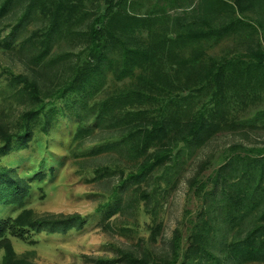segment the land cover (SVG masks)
Segmentation results:
<instances>
[{
    "label": "rangeland",
    "instance_id": "obj_1",
    "mask_svg": "<svg viewBox=\"0 0 264 264\" xmlns=\"http://www.w3.org/2000/svg\"><path fill=\"white\" fill-rule=\"evenodd\" d=\"M60 2L66 6L61 5L48 33L52 12ZM1 7L0 127L21 133L23 114L40 113L29 123L25 145L0 158V168L15 171L29 185L20 206L0 203V219L25 208L38 215L77 214L86 220L80 230L65 234L40 232L25 241L11 239L16 257L29 264H96L117 259L119 252L165 258L175 229L181 231L184 247L187 220L194 219L204 206L188 191L189 179L200 168L204 169L199 178L205 179L226 162L232 146L237 149L233 153L244 156L248 149L264 147V64L254 67L250 62L251 53L264 52V0H253L251 8L241 14L232 0H114L113 13L133 19L123 25L121 33L117 31L118 38L128 48L149 50L153 57L142 74L155 85L148 87L154 99L146 100L145 107L152 110L163 97L161 88L171 84L172 98L177 101L171 107L178 110L181 120L191 119L210 106H205L210 83L201 80L206 69L213 61L234 64L226 73L231 80L230 84L226 80V123L179 158L176 183L160 199L155 222L143 213L142 205H132L128 188L117 190V198L112 195L132 162L121 151L102 152L101 145L119 132L113 128L118 106L110 104L106 120L93 127L91 134L73 138L76 114L80 117L83 109L126 92L124 84L136 87L150 82L139 79L138 69L124 76L127 83L118 82L119 50L112 49L99 74L90 80L88 93L60 96L76 68L89 61V27L103 14L102 0H0ZM224 25H230V30L214 32ZM236 73H242L240 79H233ZM11 75L34 81L38 99H32ZM93 114L87 113L84 125L92 127ZM96 147L99 154L93 152ZM38 173L42 176L37 177ZM5 188L2 184L1 190ZM106 202L110 206L99 211L97 207ZM116 206L119 211L108 217L107 211ZM154 225H160L156 234ZM226 239L229 236L219 230L216 241ZM1 257L2 252L0 263Z\"/></svg>",
    "mask_w": 264,
    "mask_h": 264
},
{
    "label": "trees",
    "instance_id": "obj_2",
    "mask_svg": "<svg viewBox=\"0 0 264 264\" xmlns=\"http://www.w3.org/2000/svg\"><path fill=\"white\" fill-rule=\"evenodd\" d=\"M220 0H217L219 2ZM104 11L91 21L88 32V63L76 68L60 96L88 93L90 80L98 75L108 52L118 49V64L120 77L118 82L127 83L123 79L134 70H140L139 79L148 80L150 85L131 87L124 84L126 92L113 95L111 99L93 104L91 108L83 109V115L78 117L74 131V139L79 140L91 134L93 127L104 122L105 114L110 104L118 106V117L114 118V127L119 130L112 141L102 146V152L118 150L125 154L131 165L126 167L127 174L121 176L112 195L117 198L120 189L128 188V195L132 193L130 202L139 207L143 213L155 222L160 199L170 192L176 183V175L180 167V157L185 152L200 146L214 133L221 130L226 123V77L229 64L226 61H213L206 69L201 80L208 87L209 98L205 111H198L191 119L178 118V110L171 107L177 103L173 97L171 84L161 88L163 97L156 102L151 110L145 107V101L152 98L154 81L143 78L147 63L153 61L149 50L126 47L117 36L123 31L127 21H133L121 13H113L114 0H102ZM237 13H243L251 8L253 0H232ZM63 2L52 12L48 33L57 22ZM2 10V7L0 8ZM106 14V15H105ZM230 25L215 29V33L222 34L230 30ZM190 34L189 37H194ZM250 62L257 67L264 64V52L257 50L251 53ZM110 64V63H109ZM110 66V65H109ZM252 66V67H253ZM242 73H236L233 79H240ZM244 76H248L245 72ZM264 76V75H263ZM14 82L32 98L38 99V88L34 81L22 75H11ZM123 80V81H122ZM211 81V82H210ZM129 83V82H128ZM156 97V95L154 96ZM157 98V97H156ZM178 100V99H177ZM170 106V108L167 107ZM86 110V111H85ZM94 112L92 127L83 123L87 113ZM40 111H28L22 116L21 133L13 134L6 127H0V158L8 155L14 149H20L29 138V123L36 118ZM238 147V146H237ZM96 147L93 152L99 154ZM235 146L228 150L226 162L201 179L199 171L187 182L188 191L202 200L204 206L194 219L187 220L185 225L186 244L181 246L182 234L175 229L170 242L169 255L165 258L152 257L144 254L140 258L132 253L119 252L117 259L98 260L96 264H244L249 262H264V147L248 149L247 154L233 153ZM244 150V149H243ZM187 154H190L187 153ZM234 154V155H233ZM252 155V156H251ZM52 171V169H51ZM38 173L37 177H41ZM41 179V178H39ZM160 182V183H159ZM151 183V184H150ZM6 188L1 190V185ZM29 185L22 177L15 175L9 168H0V203L18 205L27 194ZM118 190V191H117ZM110 206L106 202L97 207L100 211ZM120 208L107 211L111 217ZM189 216V212H185ZM86 220L77 215H38L31 209H22L14 215L0 219V264H29L17 258L11 239L25 241L30 234L46 232L47 234H65L71 230H80ZM160 225H154L152 231L157 233ZM223 229L229 239L216 241L219 230ZM153 238V235H151Z\"/></svg>",
    "mask_w": 264,
    "mask_h": 264
}]
</instances>
